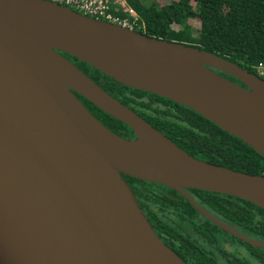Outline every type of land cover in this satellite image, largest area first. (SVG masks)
I'll return each instance as SVG.
<instances>
[{"label": "water", "instance_id": "1", "mask_svg": "<svg viewBox=\"0 0 264 264\" xmlns=\"http://www.w3.org/2000/svg\"><path fill=\"white\" fill-rule=\"evenodd\" d=\"M64 54L120 85L190 108L264 158L260 77L49 0H0V264H185L156 235L123 176L174 190L224 234L264 249V241L218 221L185 190L264 211V176L186 153ZM77 95L135 138L109 130Z\"/></svg>", "mask_w": 264, "mask_h": 264}, {"label": "trees", "instance_id": "2", "mask_svg": "<svg viewBox=\"0 0 264 264\" xmlns=\"http://www.w3.org/2000/svg\"><path fill=\"white\" fill-rule=\"evenodd\" d=\"M124 2L135 13V18L122 11L118 16L128 20L132 30L151 38L183 43L218 55L260 77L257 68L264 65V0H172L164 6H158L155 0L149 4L141 0ZM111 9L117 10L116 5H112ZM191 19L200 23L196 34L189 25ZM174 25L178 26L177 30ZM64 56L104 91L137 113L186 153L212 165L248 175L264 176V158L261 155L190 108L120 85L88 64L66 54ZM227 76L232 82L244 87L236 79ZM77 97L109 130L120 137L132 134L125 124L102 112L83 97ZM123 178L132 187L150 224L156 227L162 237L178 242V253L182 257H191L196 264H216L209 259L208 251L217 242L222 243V231L215 224L198 213L174 190L128 176ZM185 190L202 208L221 214L224 224L250 238L264 240L262 209L231 196ZM226 235L246 246L249 253L260 264H264V249H255ZM225 245L233 244L225 241ZM236 254L237 251L229 252L225 248L226 260H232Z\"/></svg>", "mask_w": 264, "mask_h": 264}, {"label": "built area", "instance_id": "3", "mask_svg": "<svg viewBox=\"0 0 264 264\" xmlns=\"http://www.w3.org/2000/svg\"><path fill=\"white\" fill-rule=\"evenodd\" d=\"M58 5L72 9L88 17L102 20L105 22L120 25L129 29L131 24L128 20H123L118 16L122 11L135 18V13L124 2V0H49ZM122 1V2H121ZM112 5H116L117 10L111 9ZM258 75L264 79V65H259L257 68Z\"/></svg>", "mask_w": 264, "mask_h": 264}, {"label": "flooded vegetation", "instance_id": "4", "mask_svg": "<svg viewBox=\"0 0 264 264\" xmlns=\"http://www.w3.org/2000/svg\"><path fill=\"white\" fill-rule=\"evenodd\" d=\"M216 73H218V74H220L221 76L223 75V74H221L220 72H218L217 70L215 71ZM223 77H225V78H228L229 79V77L227 76V75H223ZM231 81V80H230ZM239 84V83H238ZM79 99V98H78ZM80 102L82 103V104H84L81 100H80ZM85 106V105H84ZM122 138H124V139H128V140H130V139H134L135 137H134V135H133V133L131 134V135H125L124 137H122ZM126 181V180H125ZM127 182V181H126ZM129 185V184H128ZM130 186V185H129ZM130 188L132 189V187L130 186ZM133 190V189H132ZM206 212H208L211 216H213L214 218H216L218 221H220V222H223L222 220H221V214H219V213H217V214H214L212 211H208L206 208H203ZM144 213V212H143ZM145 215V214H144ZM145 217H146V215H145ZM147 218V217H146ZM148 220V219H147ZM148 222H149V220H148ZM150 223V222H149ZM152 225V224H151ZM152 227H153V229H154V232L156 233V235L162 240V242L164 243V244H166L185 264H196V262H195V260H193V258H191V257H187L186 255H185V257H182L181 255H180V253H178V249H179V246H178V242L176 241V240H174V239H172V240H170L169 238H165V237H162L160 234H158V231H157V229H156V227L154 226V225H152ZM223 232H222V234H220V238L222 239V243H219V242H217L214 246H211V250H208L209 252H210V260H213V262H215L216 264H249L248 262H246V258H244V257H240L239 258V256H238V254H236L234 257H233V259L232 260H226L225 259V247H226V245H225V240H224V238H223ZM218 240H220L219 238H218ZM217 240V241H218ZM262 241H264V240H262ZM233 252V251H232ZM249 255H251V257H253V254H249ZM254 258V257H253ZM259 263V262H258ZM260 264V263H259Z\"/></svg>", "mask_w": 264, "mask_h": 264}, {"label": "rangeland", "instance_id": "5", "mask_svg": "<svg viewBox=\"0 0 264 264\" xmlns=\"http://www.w3.org/2000/svg\"><path fill=\"white\" fill-rule=\"evenodd\" d=\"M143 3H150L152 0H141ZM172 0H155V3L158 5V6H164V5H168L171 3ZM122 2V1H121ZM189 22V25H191V27L193 28V33L196 34L197 33V30L199 29L200 27V23L198 20L196 19H191L188 21ZM174 29H178V26L177 25H174L173 26ZM224 239L227 243H231L233 244L232 246L231 245H226V250L229 251V252H235L237 251V254L240 257H244L246 258V262H248L249 264H259L258 261L251 257V255H249L250 251L249 249L244 246V245H241L240 243L236 242L233 238L229 237L228 235L224 234Z\"/></svg>", "mask_w": 264, "mask_h": 264}]
</instances>
